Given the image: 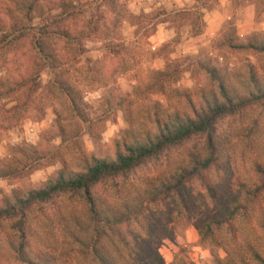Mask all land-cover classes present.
I'll return each instance as SVG.
<instances>
[{
	"label": "clouds",
	"instance_id": "clouds-1",
	"mask_svg": "<svg viewBox=\"0 0 264 264\" xmlns=\"http://www.w3.org/2000/svg\"><path fill=\"white\" fill-rule=\"evenodd\" d=\"M0 264H264V0H0Z\"/></svg>",
	"mask_w": 264,
	"mask_h": 264
}]
</instances>
